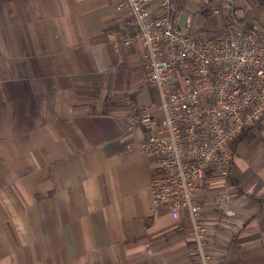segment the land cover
I'll list each match as a JSON object with an SVG mask.
<instances>
[{"label":"crops","instance_id":"0c3cea01","mask_svg":"<svg viewBox=\"0 0 264 264\" xmlns=\"http://www.w3.org/2000/svg\"><path fill=\"white\" fill-rule=\"evenodd\" d=\"M174 1L175 24L207 38L227 17L264 28V0ZM130 21L118 0H0V264H204L187 212L151 203L130 120L160 97L141 43L120 42ZM197 194L208 264H264V118Z\"/></svg>","mask_w":264,"mask_h":264},{"label":"built area","instance_id":"2783aa9c","mask_svg":"<svg viewBox=\"0 0 264 264\" xmlns=\"http://www.w3.org/2000/svg\"><path fill=\"white\" fill-rule=\"evenodd\" d=\"M118 1L133 23L120 42L141 43L146 80L160 97L157 106L141 108L130 120L131 128L147 132L141 149L151 159L152 206H168L173 218L187 212L193 237L189 254L208 264L207 225L197 191L207 174L228 178L232 143L264 118V28L227 17L221 34L207 38L175 24L174 0H158V16L150 11L151 0ZM229 199L227 193L217 197L226 214Z\"/></svg>","mask_w":264,"mask_h":264},{"label":"trees","instance_id":"16d2710c","mask_svg":"<svg viewBox=\"0 0 264 264\" xmlns=\"http://www.w3.org/2000/svg\"><path fill=\"white\" fill-rule=\"evenodd\" d=\"M232 13H233V16H234V14H235V10L233 9L232 10ZM235 17V16H234ZM236 21H238V22H245L249 27H252V26H254V25H258V24H256L255 22H252V21H246V20H244L243 18H236ZM263 27V26H262ZM256 125V124H255ZM254 125V126H255ZM253 126V127H254ZM253 127H249V128H246V129H244L242 132H241V134H239V136H237V138L235 139V141L236 140H238V138L244 133V132H249L250 130H252V128ZM251 135V134H250ZM251 136H253V135H251ZM234 141V142H235ZM233 142V143H234ZM231 149H232V146H231Z\"/></svg>","mask_w":264,"mask_h":264}]
</instances>
